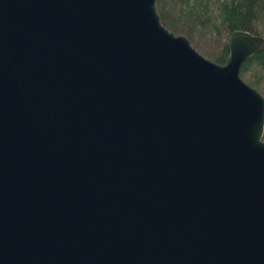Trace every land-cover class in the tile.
Segmentation results:
<instances>
[{"label": "water", "instance_id": "95a60500", "mask_svg": "<svg viewBox=\"0 0 264 264\" xmlns=\"http://www.w3.org/2000/svg\"><path fill=\"white\" fill-rule=\"evenodd\" d=\"M156 0H0V264H264V96Z\"/></svg>", "mask_w": 264, "mask_h": 264}, {"label": "trees", "instance_id": "16d2710c", "mask_svg": "<svg viewBox=\"0 0 264 264\" xmlns=\"http://www.w3.org/2000/svg\"><path fill=\"white\" fill-rule=\"evenodd\" d=\"M156 9L167 29L195 36L192 45L219 64L227 59L234 30L264 37V0H156ZM240 76L264 96V49L242 64Z\"/></svg>", "mask_w": 264, "mask_h": 264}, {"label": "rangeland", "instance_id": "374dc122", "mask_svg": "<svg viewBox=\"0 0 264 264\" xmlns=\"http://www.w3.org/2000/svg\"><path fill=\"white\" fill-rule=\"evenodd\" d=\"M195 39V36H194V38L193 39H189L190 40V42H191V44H193V40ZM196 48V47H195ZM197 49V48H196ZM198 50V49H197ZM200 52V51H199ZM202 54V53H201ZM203 55V54H202ZM206 57V56H205Z\"/></svg>", "mask_w": 264, "mask_h": 264}]
</instances>
